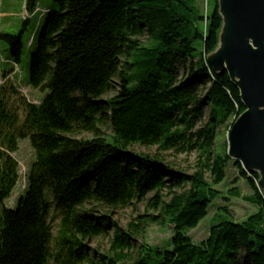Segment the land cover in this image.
Masks as SVG:
<instances>
[{
    "label": "trees",
    "instance_id": "16d2710c",
    "mask_svg": "<svg viewBox=\"0 0 264 264\" xmlns=\"http://www.w3.org/2000/svg\"><path fill=\"white\" fill-rule=\"evenodd\" d=\"M37 5L38 0H26L25 8L34 14ZM53 5L30 63L31 87L47 96L33 104L13 82L0 85V264H86L91 256L84 241L110 232L109 253L98 264H264L260 176L229 156L227 142L216 146L219 128L229 133L245 112L228 73L208 63L223 27L219 0H207L206 12L197 0H53ZM22 33L0 37L15 65L23 53ZM12 69L3 70L4 79ZM117 78L118 95L104 101ZM106 125L113 128L111 136L101 134ZM86 133L93 137H79ZM26 139L35 161L26 193L11 210L5 202L20 177L13 154ZM134 146L159 152L130 151ZM194 149L199 158L194 173L163 155ZM230 163L250 186L253 195L246 201L258 211L244 222L223 217L195 244L185 230L207 217ZM150 193L155 196L146 213L128 229L108 215ZM48 195L61 215L54 247ZM233 196H240L238 190ZM165 223L174 227L170 245H142L132 261L136 237Z\"/></svg>",
    "mask_w": 264,
    "mask_h": 264
},
{
    "label": "rangeland",
    "instance_id": "374dc122",
    "mask_svg": "<svg viewBox=\"0 0 264 264\" xmlns=\"http://www.w3.org/2000/svg\"><path fill=\"white\" fill-rule=\"evenodd\" d=\"M197 1L203 8L204 12H206L207 0ZM25 4L26 0H0V37L2 35L18 36L23 32V53L19 65H15L9 60V45L4 40L0 39V85L4 84L5 80L11 81L18 87L20 92L28 101H30V103L39 104L45 99L48 92H42L31 87L30 63L31 58L37 49V33L45 25L48 13L55 11L56 8L53 5V0H38L36 11L39 13L32 18H29L30 21L24 26L25 19L30 16V13L27 12L25 8ZM121 62H124V60L121 59ZM4 69H12V73L8 75L7 79L3 78ZM179 70L181 77H183L185 72L184 68L181 66ZM119 88L120 80L117 78L113 83V90L107 93L102 99L107 101L114 98L118 95ZM207 121L208 119L205 117L202 122L198 123L196 130L205 125ZM101 134L102 136H111L113 134V128L110 125H106L101 128ZM228 135L229 133L227 129L224 127L219 128L216 146H221L226 142L228 143ZM79 137L92 138L93 136L86 133ZM130 151L151 155L159 152L158 147L144 148L141 146H134L130 148ZM163 155L168 161L174 162V164L181 168V170L190 173L195 172L199 160L196 149L189 153H176L174 151H169ZM13 157L19 162L20 178L12 196L5 202L6 208L11 210L17 208L20 197L24 196L26 193L25 190L27 188L28 173L35 161V152L30 139L19 141L18 152L13 154ZM207 176L209 179V175ZM215 189L220 192V195L219 198L209 207L207 217L203 219L195 229L185 230L195 244H200L206 240L209 236L210 229L220 222L223 217L232 219L236 222H244L258 211L257 207L246 201V198L252 196L253 192L248 183H246L245 180L240 179L238 170L233 163H230L227 169V177L224 182L216 186ZM234 190H238L240 193L239 197L233 196ZM154 196V193H150L145 201L141 203L133 201L127 207L113 210L112 213H109L108 215L117 221L124 229H128V226L131 223H139V217L144 216L149 201L152 200ZM48 201L50 202L51 209L47 221L52 227L53 239L50 244L51 247H54L55 238L60 230L61 215L55 209V203L52 200V196L48 195ZM222 208H226L228 213L221 210ZM149 213L152 214L153 211H149ZM157 214L158 213L155 215ZM217 216L218 218L215 219ZM174 233V227L169 223L146 227L144 232L136 237V246L131 251L132 261L139 257L142 245L147 244L162 249L167 248L171 243ZM113 237L114 233L110 232L105 236L85 240L84 244L87 246L91 256V259L86 264H98L101 255H107L109 253Z\"/></svg>",
    "mask_w": 264,
    "mask_h": 264
},
{
    "label": "water",
    "instance_id": "95a60500",
    "mask_svg": "<svg viewBox=\"0 0 264 264\" xmlns=\"http://www.w3.org/2000/svg\"><path fill=\"white\" fill-rule=\"evenodd\" d=\"M219 7L220 43L208 63L228 73L245 108L229 132L228 154L259 174L264 193V0H219Z\"/></svg>",
    "mask_w": 264,
    "mask_h": 264
}]
</instances>
